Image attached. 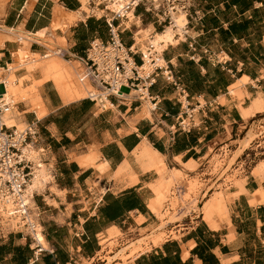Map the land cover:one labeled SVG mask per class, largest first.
I'll return each mask as SVG.
<instances>
[{
    "label": "crops",
    "instance_id": "crops-1",
    "mask_svg": "<svg viewBox=\"0 0 264 264\" xmlns=\"http://www.w3.org/2000/svg\"><path fill=\"white\" fill-rule=\"evenodd\" d=\"M165 6L179 8L182 21ZM118 14L112 0H0V65L8 67L6 82L12 65L19 66L13 76L22 91L3 120L17 129L29 122L36 127L28 192L39 242L51 250L34 253L28 236L10 229L0 212V264H80L95 255L97 234L149 230L155 215L148 185L160 175L136 160L141 146L159 155L157 169L181 172L200 163L210 147L234 141L251 118L243 119L240 108L264 99V0H137ZM109 25L137 65L141 54L144 63L148 55L160 66L149 100L134 93L111 97L105 109L85 97L64 100L41 57L64 64L71 90L86 89L78 61L92 40L107 41ZM164 32L173 37L165 45L158 38ZM23 43L30 59L20 66L15 52ZM144 63L143 75L149 72ZM166 77L195 107L189 129L177 126L183 109ZM124 164L129 171L115 178ZM131 174L136 180L130 184ZM263 176L245 175L230 185L221 210L200 214L185 231L113 264H264Z\"/></svg>",
    "mask_w": 264,
    "mask_h": 264
},
{
    "label": "rangeland",
    "instance_id": "rangeland-1",
    "mask_svg": "<svg viewBox=\"0 0 264 264\" xmlns=\"http://www.w3.org/2000/svg\"><path fill=\"white\" fill-rule=\"evenodd\" d=\"M115 1L112 0V4ZM127 2L129 3V0ZM131 5H134V3ZM168 5H170V2ZM165 9L168 10L170 16H174V20L182 21L183 18L179 15L182 11L179 8L165 6ZM168 33L164 32L163 35H167L171 40L169 42H172V36L170 37L171 34ZM72 66L75 70L76 64L74 63ZM72 79L74 83H77L74 74H72ZM87 92H90V89L86 84V89L79 90V95L76 96L86 97L88 96ZM232 95L238 100L241 99V96L237 93H232ZM244 125V127H239L238 135L234 136V141L228 143V140H226L224 143L210 147L207 155L200 163L195 162L193 167H182L181 165L183 168V170H180L181 172L169 171L164 167L157 169L161 166L159 164L155 165L156 167H145L146 170L155 169L160 175L158 181L148 185L149 189L152 190H150L151 196L154 197L150 202L151 204L154 203V209L149 208L155 215V224L147 231L131 230L123 233L113 228L103 235L97 234L98 252L96 251L91 259L80 260V264H113L116 261L123 262L127 258H132L137 253L148 249L149 245L151 246L164 238L185 231L186 228L184 227L189 224L188 217H192L190 221L202 220L200 214L203 213L200 210L201 208L204 212L208 210L206 206L203 207L208 200H213L219 196L221 205L219 207L213 206L209 208V211L221 210L224 199L225 204L228 201L229 194H227V191L230 185L237 183L245 175L264 174V172H257L260 165H264V111L252 116L244 122ZM124 173L118 174L116 171L114 177L117 178L118 175L122 176ZM2 205V202H0V209H2ZM4 205L6 208L9 207L8 204ZM5 215L6 213L3 212L4 217ZM203 216H205V213ZM221 216H215V218ZM2 219L5 221V218ZM140 220L138 219L137 222ZM219 220H222V218ZM177 221L180 223L179 225H177ZM8 223L12 225L13 219L11 218ZM38 235L41 234L37 233Z\"/></svg>",
    "mask_w": 264,
    "mask_h": 264
},
{
    "label": "built area",
    "instance_id": "built-area-1",
    "mask_svg": "<svg viewBox=\"0 0 264 264\" xmlns=\"http://www.w3.org/2000/svg\"><path fill=\"white\" fill-rule=\"evenodd\" d=\"M137 0H129L123 11ZM172 8V7H171ZM120 15V14H117ZM134 53L126 48L119 39L115 28L108 26V39L106 42L92 40L83 58L78 61V79L89 86L90 92L85 98L100 109H105L107 100L111 97L121 98L130 92L149 100L147 90L154 83L155 72L160 69L155 59L149 60V72L145 75L139 73L143 64L140 54L137 65L133 59ZM6 66L0 65V212L6 213L5 222L10 229L22 230L29 238L33 252L47 250L36 238L41 234V226L33 203L32 194L26 191L32 168L27 152L32 149L37 136L34 123L29 122L22 129L16 130L2 121V115L10 112L16 103L5 91ZM167 76V73L165 74ZM177 92V101L183 109L182 116L178 118L177 126L189 129L193 125L192 113L195 107L189 108L187 96L178 82L168 79ZM117 93V94H115ZM104 94V96L102 95ZM140 99V98H139ZM156 101H152L151 109L155 108ZM109 106V105H108ZM4 204H8V208ZM13 219V224L8 223ZM188 226H192V217H188ZM179 225L180 223L177 222ZM51 251V250H47ZM58 264V263H56ZM66 264V263H64Z\"/></svg>",
    "mask_w": 264,
    "mask_h": 264
},
{
    "label": "bare ground",
    "instance_id": "bare-ground-1",
    "mask_svg": "<svg viewBox=\"0 0 264 264\" xmlns=\"http://www.w3.org/2000/svg\"><path fill=\"white\" fill-rule=\"evenodd\" d=\"M4 1V0H3ZM83 2L84 1H86V0H82ZM134 4L136 3V1H134L133 2ZM128 4V2H127V0H116L113 4H112V8L115 10V12H116V14H118V13H120V12H122L123 11V9L125 8V6ZM175 8V7H174ZM118 12V13H117ZM55 25V24H54ZM162 42H163V45H165V44H167V43H169V41H170V39H169V37H167V36H160V37H158ZM171 39H173V37H171ZM28 46V44L27 43H23L20 47H19V49L17 50L18 52H15V53H17V59H15V60H18V62H20V63H18V64H20V66L22 65L21 63H25V65H26V61H27V59L29 58L30 59V57H28V51L26 52V50H27V47ZM31 56V55H30ZM47 57H48V55H46ZM32 57V56H31ZM28 59V60H29ZM39 59V58H38ZM41 60H42V62H39L40 64H44V68H46V70H44V71H46V74H50L51 73V75H52V77L55 79V85H56V88H58V92H59V94H61L60 96L64 99V100H72L73 98H75V97H77L76 95L78 94L79 95V90H76V91H74V90H71L68 86H67V82L68 81H64V78H63V75H64V73L66 72V70H65V68H63L61 65H64V64H62L61 62H60V60L59 59H55V57H54V59H53V56H52V59H46V58H42L41 57ZM40 60V61H41ZM149 56L148 55H146L145 56V63H144V61H143V63H144V65H143V67H142V69H144V70H146L147 68H148V63H149ZM39 61V60H38ZM29 62V61H28ZM35 62V61H34ZM33 62V63H34ZM60 63H61V65H60ZM13 64V63H12ZM15 64V63H14ZM28 64V63H27ZM32 64V63H31ZM36 64H38V63H36ZM39 64V65H40ZM17 65V64H16ZM35 65V64H34ZM33 65V66H34ZM23 66V65H22ZM11 67V66H10ZM19 66H13L12 65V81L10 80H8L9 82H6V85H5V91H6V94H8V95H10L11 96V98H12V100L13 101H15V100H17V97H19V96H21L20 94L22 93V91H20V88H19V84L17 85L16 84V82H15V77L13 76V73H14V71H15V69L16 68H18ZM26 67V66H25ZM42 67H43V65H42ZM31 68V67H30ZM69 70H70V68H69ZM48 72V73H47ZM50 72V73H49ZM70 72V71H69ZM67 73H68V71H67ZM140 73V72H139ZM66 74V73H65ZM141 74V73H140ZM8 75V67H6V74H5V80L6 79H8L6 76ZM64 77H67V75H65ZM10 79V78H9ZM66 82V83H65ZM69 84V83H68ZM70 85V84H69ZM86 91V90H85ZM134 94H138V93H136V92H133ZM87 94H89V92H87ZM115 94H117V93H115ZM129 94H131V92L129 93ZM103 96H104V94H102ZM128 95V94H127ZM129 96V95H128ZM144 96H146V94L144 93V95H143V97L142 98H144V99H146ZM15 97V98H14ZM15 99V100H14ZM240 108V107H239ZM16 108L14 107L10 112H13L14 110H15ZM240 114H241V116H242V118L243 119H246V118H248V117H252L255 113H257V112H262V111H264V99L263 98H261L260 96H259V98L258 99H255L252 103H251V105L248 107V108H240ZM10 112H7V113H4L3 115H2V121H3V123L4 124H6L7 126H9L4 120H3V116L5 115V114H8V113H10ZM41 114V113H40ZM10 126H12V125H10ZM16 130H19V129H17V128H15ZM22 129V128H21ZM245 141V140H244ZM246 144H247V142H246ZM245 144V145H246ZM246 147V146H245ZM242 148H243V146H242ZM29 152H32V150H29L28 152H27V157H28V154H29ZM135 155V154H134ZM136 160L138 161V162H140V163H142V164H144V166L145 167H153V166H155V165H160V164H162V162L160 161V157H159V155L155 152V151H153V150H151V149H147L146 147H144V146H141V148L138 150V152H137V154H136ZM96 165V164H95ZM164 166V165H163ZM156 167V166H155ZM33 171V170H32ZM129 171V168H128V166L126 165V164H124V165H122V166H120L119 168H118V170H117V173L118 174H120V173H123V172H128ZM257 172H264V165L262 164V165H260V167L257 169ZM32 174V173H31ZM117 174V175H118ZM130 174V173H129ZM134 174V173H133ZM133 174H131L130 176H131V180H130V183H134L135 182V180H136V177H134V175ZM118 176H120V175H118ZM30 178H31V176H30ZM30 180V179H29ZM29 182L27 183V187H26V191L28 192V189H29ZM29 193V192H28ZM31 194V193H30ZM259 194H260V196H261V202H264V193H263V191H260L259 192ZM194 203V202H193ZM221 205V198L218 196V197H216V198H214L213 200H208L204 205H203V207H207L208 208V210H205V212L204 211H202L203 210V208H201V212L204 214L205 213V216L206 215H208L209 214V208H211V207H213V206H216V207H219ZM149 207H151V210H153L154 209V203H152V204H150V206ZM194 207V206H193ZM196 208V207H195ZM196 210H198V209H196ZM210 215V214H209ZM174 217V216H173ZM172 221V220H171ZM178 222V221H177ZM162 227V226H161ZM160 227V228H161ZM118 230V229H117ZM36 238L39 240V238H40V235H38L37 236V233H36ZM111 238V237H110ZM144 239V238H143ZM143 239H141V240H143ZM107 240V239H106ZM141 240H139V241H141ZM157 243H154L153 245L155 246ZM130 247V246H129ZM126 249V248H125ZM124 249V250H125ZM124 252V251H123ZM121 253V252H120Z\"/></svg>",
    "mask_w": 264,
    "mask_h": 264
},
{
    "label": "trees",
    "instance_id": "trees-1",
    "mask_svg": "<svg viewBox=\"0 0 264 264\" xmlns=\"http://www.w3.org/2000/svg\"><path fill=\"white\" fill-rule=\"evenodd\" d=\"M179 84V83H178ZM183 90H184V88H183ZM185 91V90H184Z\"/></svg>",
    "mask_w": 264,
    "mask_h": 264
}]
</instances>
